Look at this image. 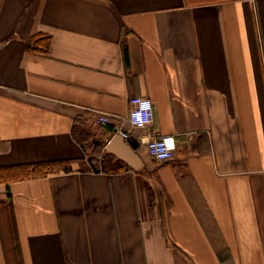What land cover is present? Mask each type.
Returning a JSON list of instances; mask_svg holds the SVG:
<instances>
[{"label": "crops", "instance_id": "crops-1", "mask_svg": "<svg viewBox=\"0 0 264 264\" xmlns=\"http://www.w3.org/2000/svg\"><path fill=\"white\" fill-rule=\"evenodd\" d=\"M44 161L0 182V264H264V0H0V167Z\"/></svg>", "mask_w": 264, "mask_h": 264}, {"label": "trees", "instance_id": "trees-1", "mask_svg": "<svg viewBox=\"0 0 264 264\" xmlns=\"http://www.w3.org/2000/svg\"><path fill=\"white\" fill-rule=\"evenodd\" d=\"M32 41L33 47H29L30 49L45 52L48 48L50 37L44 34H37L32 37ZM102 165L103 170L107 172H121L127 168L126 164L115 160L110 154H105ZM71 170L72 167L68 161H44L33 164L0 167V182L44 177L57 171L69 172Z\"/></svg>", "mask_w": 264, "mask_h": 264}, {"label": "built area", "instance_id": "built-area-1", "mask_svg": "<svg viewBox=\"0 0 264 264\" xmlns=\"http://www.w3.org/2000/svg\"><path fill=\"white\" fill-rule=\"evenodd\" d=\"M141 100H149L151 102L150 113H148V116H149V118L151 120V123L150 124H146L143 127L134 126L133 123H132L133 114L136 113L137 111L141 110L140 106H139V103H138V101H141ZM130 104H131V110H130V113H129V121H130V125H131V127L133 129L144 130V129H146L148 126H150L153 123V121H154V107H153V102H152V100L150 98H148V97H132L130 99ZM98 122L100 124H106L108 122V119H107L106 116L101 115L98 118ZM122 136L125 139L128 138V134L127 133H122ZM166 138H173V137L169 136V135H163V136H160V137H154V138L150 139L148 141V143H147V149H148L149 154L152 157H154L155 159H157V160L166 161V160L171 159L173 157V155H174V151H171L170 153H168L167 158H159V154L164 152V151H166V146L164 144V141L166 140Z\"/></svg>", "mask_w": 264, "mask_h": 264}, {"label": "water", "instance_id": "water-1", "mask_svg": "<svg viewBox=\"0 0 264 264\" xmlns=\"http://www.w3.org/2000/svg\"><path fill=\"white\" fill-rule=\"evenodd\" d=\"M105 150L115 154L120 160L133 168L140 164L139 157L121 135H115L110 139L107 142Z\"/></svg>", "mask_w": 264, "mask_h": 264}, {"label": "clouds", "instance_id": "clouds-1", "mask_svg": "<svg viewBox=\"0 0 264 264\" xmlns=\"http://www.w3.org/2000/svg\"><path fill=\"white\" fill-rule=\"evenodd\" d=\"M138 103L141 110L133 114L132 123L134 126L143 127L144 125L151 123V120L148 116V113H150L151 109V102L149 100H141L138 101ZM164 144L166 146V151L160 153L159 158H167L168 153L174 151L175 149V141L173 138H166Z\"/></svg>", "mask_w": 264, "mask_h": 264}]
</instances>
